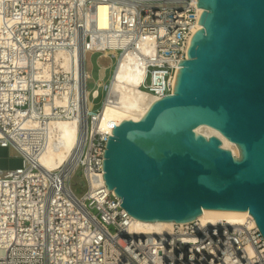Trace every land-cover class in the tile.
Instances as JSON below:
<instances>
[{
    "label": "built area",
    "instance_id": "obj_1",
    "mask_svg": "<svg viewBox=\"0 0 264 264\" xmlns=\"http://www.w3.org/2000/svg\"><path fill=\"white\" fill-rule=\"evenodd\" d=\"M110 6L99 26L100 5ZM198 0H0V147L15 148L23 166L0 169V264H264V237L253 218L243 224H173L158 235L132 230L134 219L104 180L113 129L102 110L121 58L135 53L140 88L161 99L199 30ZM83 49L81 78L56 59ZM88 52L117 59L99 110L88 100ZM99 91L92 92V99ZM89 104H92L89 108ZM78 121L69 161L50 170L38 156L53 121ZM37 124L28 133L29 124ZM32 147L29 153L20 141ZM36 140V141H35ZM82 169L86 192L71 188Z\"/></svg>",
    "mask_w": 264,
    "mask_h": 264
},
{
    "label": "water",
    "instance_id": "obj_2",
    "mask_svg": "<svg viewBox=\"0 0 264 264\" xmlns=\"http://www.w3.org/2000/svg\"><path fill=\"white\" fill-rule=\"evenodd\" d=\"M198 25L170 92L115 126L104 180L133 218L187 223L248 213L264 237V0H198ZM237 145L240 157L217 137Z\"/></svg>",
    "mask_w": 264,
    "mask_h": 264
},
{
    "label": "bare ground",
    "instance_id": "obj_3",
    "mask_svg": "<svg viewBox=\"0 0 264 264\" xmlns=\"http://www.w3.org/2000/svg\"><path fill=\"white\" fill-rule=\"evenodd\" d=\"M109 10H110L109 5L107 4L100 5L99 26L102 29L108 26ZM197 26H198L197 29H202L201 25H197ZM88 55L90 56V54ZM56 59L59 63L63 65L65 69H70L72 68L73 65L77 69L79 77L81 78L83 72V66H84V55L82 48L78 49L76 52H71V53L61 51L56 55ZM141 65L142 64L140 62V58L135 53H129L120 59L118 68L114 74V78L112 79V82L109 85V92L107 96H108V101L110 102H105L102 110V121H101L102 130H106L110 127L119 126L123 121H131L132 119L141 120V118L145 115V113L150 108V106L156 101L160 100L155 95L140 88V84L144 80V75ZM95 95H98V93H96ZM91 105L92 104H89V108L92 107ZM38 128H39L38 125L35 123L29 124L27 127V129L29 130L28 133H35ZM78 130H79L78 121L76 120L53 121L50 125V135H49L47 147L42 152V154L38 156V159L40 160L41 164L47 169L54 170L62 166L65 162L69 161L70 157L73 154L74 149L78 145V141H79ZM197 133H200L208 138L212 136L219 138L222 141V147L224 149H228L232 151L236 157H240V151L237 145L230 142L216 129H213L209 126H200L197 128ZM26 141H29V139L27 138V140L25 141H20L21 145L29 153L32 154L33 153L32 147L30 146L29 143H26ZM249 217L253 218L251 214L245 212L242 213L209 212L197 216L193 221H199L205 225H216V224H225V223L229 225H239V224H243L246 220L249 219ZM133 219H134L132 225L133 231L137 233H144L150 235H158L160 233H163L164 231L170 229L173 224H176V223H148V222L140 221L135 218ZM253 220L256 222L254 218ZM181 224H186V223H181ZM256 225L258 226L257 222Z\"/></svg>",
    "mask_w": 264,
    "mask_h": 264
},
{
    "label": "rangeland",
    "instance_id": "obj_4",
    "mask_svg": "<svg viewBox=\"0 0 264 264\" xmlns=\"http://www.w3.org/2000/svg\"><path fill=\"white\" fill-rule=\"evenodd\" d=\"M88 54H90V56ZM116 64H117V59L111 56L105 57L101 53H91V52H88L86 55L85 69H86V72L89 74V76L91 75L90 78L87 79L88 81H87L86 87H87V91L89 92L88 100L93 102L92 109L94 111L99 110L102 106V102L106 97L105 86H107L111 82L112 75L114 73L113 70L116 67L114 65ZM106 75L109 77H107ZM95 90L99 91V95H98L99 97L96 99H92L91 93ZM22 166H23V157L20 155V153L15 148L0 147V169L1 170H3L4 172H7L9 170H15V169L21 168ZM71 188L79 197H81L86 192L87 185H86V181L84 179L81 168L75 173L74 177L72 178Z\"/></svg>",
    "mask_w": 264,
    "mask_h": 264
}]
</instances>
